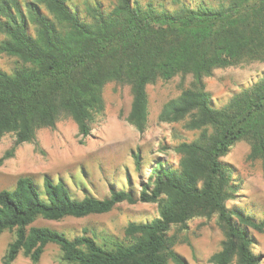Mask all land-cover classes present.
Listing matches in <instances>:
<instances>
[{
	"label": "trees",
	"instance_id": "trees-1",
	"mask_svg": "<svg viewBox=\"0 0 264 264\" xmlns=\"http://www.w3.org/2000/svg\"><path fill=\"white\" fill-rule=\"evenodd\" d=\"M68 1L29 0L23 5L21 0H0V32L6 36L0 52L23 61L12 74L0 67V140L13 133L12 151L26 142L38 146L39 129H55L62 118L72 117L85 142L105 111L104 88L111 81L130 86L128 121L142 134L149 119L147 86L179 74H191L192 85L166 103L160 118L184 120L187 128L201 132L174 148L177 163L159 159L139 190L112 189L104 198H78L62 180L46 175L41 186L31 176H20L14 188L0 190V235L7 229L16 232L4 263L11 264L21 252L38 262L54 243L68 264H169L170 258L186 264L174 249L178 236L169 234L171 227L217 215L225 237L212 263L261 264L250 228L264 233V218L228 205L238 186L233 167L221 158L245 139L248 158L261 159L264 168V75L233 93L222 107L214 106L204 78L218 67L264 61V0L202 1L174 11L117 0L110 11L89 7L90 21ZM134 159L139 168L141 155L135 153ZM124 201L158 202L159 207L154 219L128 224L129 241L98 242L87 231L70 238L34 224L40 217L106 213Z\"/></svg>",
	"mask_w": 264,
	"mask_h": 264
},
{
	"label": "rangeland",
	"instance_id": "rangeland-1",
	"mask_svg": "<svg viewBox=\"0 0 264 264\" xmlns=\"http://www.w3.org/2000/svg\"><path fill=\"white\" fill-rule=\"evenodd\" d=\"M29 0H21L22 4ZM142 5L153 4L158 9L177 10L183 4L197 6L200 2L217 4L219 0H135ZM117 0H69L73 10L79 11L83 19L90 21L89 7L101 5L110 11ZM45 10V9H44ZM47 12V11H46ZM35 28L34 25L31 27ZM6 38L0 32V41ZM23 65L16 56L0 52V67L9 73ZM264 75V61H245L237 65L215 68L205 76L206 88L212 93L215 107H222L233 93L250 86ZM191 74L174 76L169 80L160 79L147 86L149 96V119L144 133L128 121L131 110L132 93L129 85L115 81L106 84L104 98L105 111L93 122L92 134L81 142L77 123L72 117L62 118L55 129L46 127L37 131V146L26 142L13 151L15 136L6 134L0 140V190L12 189L17 179L28 175L43 185L46 175L64 181L78 198L92 194L107 197L112 189L136 188L146 181L152 167L159 159L178 162L174 148L183 141L195 139L201 130L189 129L185 121H167L160 118L168 101L178 97L192 85ZM165 146L166 149H163ZM142 158L141 166L135 164L134 154ZM250 144L247 140L236 141L222 160L234 169L237 192L228 205L257 220L264 218V168L261 159L248 158ZM170 154V155H169ZM159 215L158 202H121L111 211L89 214L83 217L66 216L54 220L38 218L35 225L49 226L74 238L84 234L94 235L98 242L106 238L129 241L126 227L131 222H147ZM253 248L262 256L264 264V233L253 228ZM169 234H176L175 251L185 259L186 264H214L211 256L222 248L224 231L217 215L211 218L194 217L187 227L173 225ZM15 230H5L0 235V264L4 263L9 244L15 238ZM11 264H68L62 259L58 245L50 243L38 262L20 253ZM169 264H178L169 259ZM232 264H237L234 261Z\"/></svg>",
	"mask_w": 264,
	"mask_h": 264
}]
</instances>
